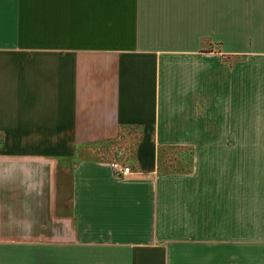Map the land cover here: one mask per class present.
I'll return each instance as SVG.
<instances>
[{
	"label": "crops",
	"instance_id": "obj_1",
	"mask_svg": "<svg viewBox=\"0 0 264 264\" xmlns=\"http://www.w3.org/2000/svg\"><path fill=\"white\" fill-rule=\"evenodd\" d=\"M202 44L264 55V0H0V264H264V183L157 164L203 139ZM124 129L117 177L87 148Z\"/></svg>",
	"mask_w": 264,
	"mask_h": 264
},
{
	"label": "rangeland",
	"instance_id": "obj_2",
	"mask_svg": "<svg viewBox=\"0 0 264 264\" xmlns=\"http://www.w3.org/2000/svg\"><path fill=\"white\" fill-rule=\"evenodd\" d=\"M219 49L205 44L200 47L201 51L219 52L221 63L219 94L211 107L205 105L197 110L198 117L205 120L204 128L197 127L199 134L204 133L203 139L159 146L157 164L164 168L162 171L177 168L185 172L190 170L197 152L202 156L214 151L221 168H235L242 180L264 183V55L249 47L236 48L231 54ZM120 133L122 139L115 146L90 145L87 150L99 155L114 152L123 157L139 133L134 129Z\"/></svg>",
	"mask_w": 264,
	"mask_h": 264
},
{
	"label": "built area",
	"instance_id": "obj_3",
	"mask_svg": "<svg viewBox=\"0 0 264 264\" xmlns=\"http://www.w3.org/2000/svg\"><path fill=\"white\" fill-rule=\"evenodd\" d=\"M109 167L112 171V174L117 176V177L125 176V175L130 173L129 167L124 165L120 161L114 160V161L110 162Z\"/></svg>",
	"mask_w": 264,
	"mask_h": 264
},
{
	"label": "trees",
	"instance_id": "obj_4",
	"mask_svg": "<svg viewBox=\"0 0 264 264\" xmlns=\"http://www.w3.org/2000/svg\"><path fill=\"white\" fill-rule=\"evenodd\" d=\"M103 144H105V143H103ZM92 145H93V144H92ZM95 145H99V144H95ZM101 146H103V145H101ZM103 148H105V146H104ZM98 153H99V152H98ZM111 154H112V152H109V153L106 152V155H108V156H110ZM113 154L115 155V156L113 157V160H115V161H120V162H121L122 157H120L117 153H114V152H113ZM117 155H118V156H117ZM99 156H100V158H103V159L106 158L105 155H104L102 152L100 153ZM122 161H123V160H122ZM122 163H123V162H122Z\"/></svg>",
	"mask_w": 264,
	"mask_h": 264
}]
</instances>
